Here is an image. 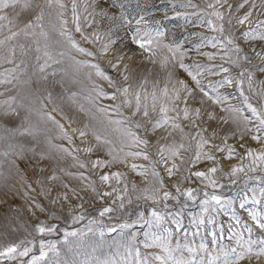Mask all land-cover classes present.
<instances>
[{
    "label": "rangeland",
    "instance_id": "374dc122",
    "mask_svg": "<svg viewBox=\"0 0 264 264\" xmlns=\"http://www.w3.org/2000/svg\"><path fill=\"white\" fill-rule=\"evenodd\" d=\"M61 2L65 6L62 9L57 5H53L51 9L45 8L43 21L45 31L48 32L49 50L56 59L61 60V63L53 64L51 68L47 69V72L50 73L55 69L57 75L55 77L49 75L46 81H41L39 84L37 77L33 76L30 84L14 81L15 87L12 84L0 85V93H3L0 100L8 96H17L19 99L26 91L35 94L33 97L35 103L31 113L26 109H19V115L5 116L0 110V135L5 136L4 140H0V153L9 151L7 156L0 155V252L12 245H19V251L25 247L32 249L25 257L19 255H16L15 259L0 257V264H27L32 256H39L41 241L46 245L45 251L48 252V256L40 264H64L65 261H68L69 264H72V261H75V264H80V261L99 256L102 252L117 251L116 242L127 243L132 234L136 235V246L140 247L142 253L162 254L158 248L144 249L139 243L144 240L143 233L149 231L148 225L143 221L131 228L124 229L123 232L118 225L132 224L138 219L140 213H144L145 220L150 219V213L156 210L163 216L162 228L170 227L174 230L172 219L174 216H178L184 227H188L190 231L194 232L196 229L190 227V221L193 217L201 216V201L207 198L204 195L205 192L221 196L222 202L229 200L232 202L225 204L226 212L217 207L215 212L210 208L208 212L202 214L205 222L209 217H212L215 225L223 227L224 242L234 243L227 240L230 224L246 239L249 234L244 232L243 225L245 224L253 229V238L264 237V231L258 229L256 222L252 221L248 215V212L253 210L264 214V196L259 192V189L264 187V163L260 161L253 163V157L247 155L249 149L254 154L264 151V129L260 132L256 131L255 125L258 122L245 108L240 91L237 90L235 81L241 79L239 73L242 69L229 63L230 59H237V54H226V49L219 46L217 48H213L211 45L198 47L201 45V37L216 36L221 39L231 37L234 45H238L243 53L253 57V65L258 64L264 67V62H261L253 51L255 49L264 54V41L245 40L242 36L244 31L252 28L264 31V26L257 27V21L264 20V0H247V3L245 0H227L223 6L215 4V0H191L192 4L197 5L196 8L179 7V3H187L188 0H76V14L80 17L78 22L81 32L76 31L77 22L73 20V0H61ZM210 3L214 4V8H208ZM39 4L44 6V0H39ZM241 4L243 7H240ZM119 5H123V8L121 9ZM201 10L206 13L220 11L224 15L222 21L224 32H213L206 26L200 25L199 17L192 13L203 15ZM38 11L39 9L22 10L21 6L17 5L15 8L10 7L3 10L0 15L7 14L10 19H13L12 30L18 31ZM101 11L106 15L101 16L99 14ZM249 11L252 13L249 22H245L243 25L238 24L237 20ZM48 12H51L52 15L48 16ZM57 12H61L63 15L57 18ZM121 12L129 18L131 24L114 29L111 38L115 39L116 43L110 46L107 54H102L100 49L109 38L106 35L109 27L118 23L109 20L108 17L119 16ZM17 13H19L18 16ZM177 13L187 14L186 18L185 15L177 16ZM140 16L144 17L147 25L141 24L139 27L159 28L164 32V36L159 38L160 46L155 49V56L143 52L131 42V33L138 27L135 24V19H139ZM211 18L215 23H221V21H216L215 17ZM229 19L231 24L228 23ZM61 20L66 23L62 24ZM62 30H67L80 47L93 52L94 55L87 56L73 49L67 38L60 35ZM94 33H99L102 39L95 40ZM8 34L7 29L0 32V39ZM83 36L90 37V40L83 39ZM31 39L28 38L27 43H31ZM17 40L20 43L26 42L23 36L18 37ZM40 41L42 45L43 38H40ZM164 45H170L172 48L179 46L180 52L175 54V59H173V52ZM225 45L226 48L233 46L228 45L227 41H225ZM33 48H35L34 44ZM60 52H64L65 55L60 57ZM118 53L126 57L119 65V71L129 76L128 81H124L118 75L117 69L109 67V61L113 60V57ZM180 53H183L182 60ZM204 53H212V58L209 59ZM32 56L34 58V52ZM20 58L19 52H17L16 61L18 62ZM74 61L99 64L102 70L113 77L118 84H130L133 90L140 88L141 81H146L141 89L142 94L144 91L151 93L155 87L159 96L160 89H163L165 85L169 89V95L173 94L174 88L180 89L181 99L175 101L179 112L176 123L180 124V128L172 129L169 125L167 129H157L155 133L149 131L147 134L143 127L133 128V131L148 139L150 144L147 148L144 146L125 148V151L143 150L148 152L150 159L128 157L124 163H110L103 168H93V161L112 160L109 149L119 150L121 134L114 131L116 126L109 125L103 114L96 112L84 97L93 87V82L109 93L114 89L108 86L107 81L97 77L94 69L81 66L77 71ZM33 62L34 59L30 61V63ZM181 63L187 66V70L180 67ZM240 63L248 66L249 70L253 72V89L256 94L249 89L246 76L240 87L248 97V102L260 110L264 107V98L259 94L264 92V82H262L264 75L259 74L255 67L247 65V62L240 61ZM196 65L206 70L200 71ZM13 66L4 63L0 65V70ZM126 66L127 70L125 71ZM221 66L228 68L229 71L220 72ZM189 71L193 73L200 71L197 76L200 81L199 86L192 80ZM89 73H91V79H89ZM31 74L32 68L29 67L25 73L20 74L21 81L27 80ZM224 77L231 78L233 83L220 86L217 82H222ZM179 81H183L184 85L192 90L190 96ZM201 88L209 95L205 96ZM49 92L53 97L52 102L45 99ZM69 92L78 93V103L73 104L68 100ZM217 96L228 98L221 103H213V100L209 99V97ZM184 97H187L186 103ZM41 100H43V104H41ZM160 102H157V109L153 112L151 97H149V114L153 119L159 115ZM162 102L172 106L167 98H164ZM116 103H119V100L100 99L97 101V106H113ZM81 104L90 111L81 112L79 110ZM54 106L58 107L63 115L60 112L52 111ZM184 107L189 109V119H183L182 109ZM229 107L240 108L249 117V120L246 122L243 119H238L239 114L225 110ZM197 109L200 113L199 117L194 115ZM41 111L50 113L56 121L64 126L65 130L73 137L71 143L63 138L60 130L52 122L41 118ZM122 111L125 116L129 115L128 108H122ZM93 114H95V119H93ZM109 115L114 119L118 118L111 112ZM24 116H28L29 122L37 130L35 139L30 136H10L6 131V129L19 127ZM168 116L175 118L177 112H169ZM133 119H139L143 125L146 124L148 118L137 116ZM70 121L72 122L70 123ZM85 124L88 125L87 129H84ZM81 129L88 133L86 137L79 136ZM93 132L107 136L113 143H97ZM198 133L200 134L198 135ZM254 135H259L260 140H253L251 137ZM201 136L209 143L205 144L200 151L212 155L215 159L201 158L196 163H192L198 151L197 142ZM193 137L195 138L193 139ZM8 143L24 145L22 155H16L21 151L19 147L9 150ZM181 144L184 145L183 148H179ZM161 145L165 148L169 146L179 148L178 155L169 159L167 164L160 163L161 158L156 154ZM57 146L69 148L71 155L61 152ZM229 147L235 151L230 158H226ZM85 148H91L92 151L85 152ZM217 148H223L224 151H217ZM73 149L75 150L73 151ZM41 154L44 159H41ZM167 155L166 152L165 158ZM81 163L85 167L81 168ZM132 164L137 165L136 171L132 170ZM173 164L176 165V168L169 176L164 169ZM233 166L241 167L243 171L233 176L231 174ZM153 167L159 173V177H154L151 174ZM211 167L217 168L211 177L217 183L215 188L208 186L206 180L192 175L196 171L207 172ZM252 168L256 170L252 171ZM144 170H147L146 175L138 174ZM111 172L122 174L120 182L111 180L108 184L102 183L99 177ZM53 177L55 178L53 179ZM160 181H163V187L160 186ZM125 188H127L126 192ZM145 188L149 189V195L153 189H159L158 195L161 199L157 201L146 199V194L143 191ZM113 189L116 191L113 192ZM186 190H192L195 198L188 199L184 196L183 193ZM165 191L170 193L167 200L162 199ZM104 192H112V195L103 196ZM254 195L260 200L259 204L252 203ZM117 196L120 199H117ZM245 197H247V203L244 208H241L240 203ZM121 203H123V207H120ZM104 207H110L113 211L100 216ZM232 213L239 217V225L232 219ZM73 217L82 218L73 219ZM93 221L95 223H92ZM53 226L55 228L50 233L37 231L38 227ZM90 227L93 232L88 231ZM113 227L117 229L115 232L107 231ZM206 228L215 230L207 223ZM101 230L104 231L103 237L99 235ZM152 231H156V229H152ZM66 232H77L84 235L69 236L66 239ZM175 239L174 236L173 243H175ZM188 239L192 240V237H188ZM207 239L210 242L211 237ZM180 242L184 243L182 236ZM195 242L199 243L198 237ZM49 244L56 245L58 256L48 249L47 245ZM94 247L98 249L96 253H93ZM118 250L121 254L124 253L123 248ZM209 251H211L210 243ZM212 254L216 255L217 253L212 252ZM183 255L188 257L187 252H184ZM92 264H94V260ZM151 264H158V262L153 260ZM238 264H264V256L257 257L253 254L250 257H245Z\"/></svg>",
    "mask_w": 264,
    "mask_h": 264
},
{
    "label": "snow or ice",
    "instance_id": "6c2138e0",
    "mask_svg": "<svg viewBox=\"0 0 264 264\" xmlns=\"http://www.w3.org/2000/svg\"><path fill=\"white\" fill-rule=\"evenodd\" d=\"M227 0H215V4H219L223 6L224 3H226ZM245 3H247V0H245ZM17 5L21 6L22 10H35L39 9L38 12L33 16L32 19L28 20L27 23L24 24L22 28H20L18 31H13L12 27L14 26L13 19H10L7 14L0 15V32H3L5 29L9 32L7 36H5L3 39H0V65L7 63L10 65H14L13 67L4 68L3 70H0V85L4 84H12L15 87L14 81L16 83H23V84H30L32 82V77H37V83L39 84L41 81H46L48 79V76L55 77L57 75V70L53 69L52 72H47V69L51 68L53 64H59L61 63V60L56 59L51 51L49 50V37L48 32L45 31L44 28V18H45V8L51 9L53 8V5H57L59 8H64V4L61 2V0H44V6H41L39 4V0H0V12H3V10L8 8H15ZM119 7L122 9L123 5H119ZM179 7L181 8H196L197 5L192 4L191 0H188L187 3H179ZM240 7H243V4L240 5ZM255 7V5H253ZM76 0H73L72 3V13H73V20L76 23V31L81 32V28L79 25V19L80 17L76 14ZM208 8H214V4H208ZM229 8H231V5H229ZM204 14L201 15L200 13H192V15H197L199 17V23L200 25L206 26L211 31H219L221 33L224 32V24L222 21L224 20V15L220 11H212L211 13H206L204 10H201ZM48 16H51L52 13L48 12ZM101 16L106 15L102 11L99 13ZM17 16L19 13L16 14ZM57 18L61 17L63 13L57 12L56 13ZM186 15L182 13H177V16ZM252 13L251 11L246 12L243 17L239 18L237 20L238 24L243 25L245 22H249V18L251 17ZM211 17H215L216 21H221V23L217 24L213 21ZM109 20L116 21L118 23H115L113 26L109 27L108 33V40L102 45L100 51L102 54H107L110 50V46L114 45L116 43L115 39L111 38V33L114 31L115 28L127 26L131 24V21L129 18L121 12L119 16H109ZM61 23H66V21L61 20ZM228 23L231 24V20H228ZM135 24L138 26L135 28V30L131 33V42L135 45H137L143 52L151 53L152 56H155L156 52L155 49L160 46V37L164 36V32L161 31L159 28L152 29L149 27L141 28L139 25L144 24L147 25V21L144 19L143 16H140L139 19H135ZM264 26V20L257 21V27ZM38 30V31H37ZM60 35L67 38L68 43L71 45L73 49H75L77 52L82 53L87 56H93L94 53L87 51L85 48L80 47L76 41L72 38L71 34L67 32V30L60 31ZM95 37V40H101L102 37L99 33L93 34ZM23 36L25 38V43H20L17 38ZM242 36L245 40H251V41H264V31H258L257 28H252L250 30H246L242 33ZM28 38L31 39V43H27ZM40 38H43L44 43L41 45ZM83 39L90 40V37L83 36ZM225 41H227L228 45H233L231 48H226ZM94 42V41H92ZM33 44L35 45V48H33ZM211 45L213 48H217L218 46L222 49H226V54L228 53H236L237 59L235 60H229V63L232 65L241 68L239 75L241 79H237L235 81L237 85V90L240 91V96L243 98V103L245 108L248 110V112L251 113V117L255 119L258 123H256L255 128L257 132H260L262 129H264V107H262L260 110L257 109V107H254L251 103L248 102V97L244 94L242 88L240 87L244 83V77L246 76L248 87L250 90H252L255 93V89H253V72L249 70L248 66L242 65L240 61L247 62V65H250L252 67H255L257 72L261 75H264V67L260 65H253L252 60L253 57L247 53H243L242 49L238 45L233 44V40L231 37H224L223 39L218 38L216 36L212 37H201V45L200 46H206ZM164 47L169 48L170 51L173 52V59L176 58V53L180 52L179 46L176 48H172L170 45H164ZM254 54L256 57H259L261 62H264V54H262L260 51H256L253 49ZM17 52H19V56L21 57L19 61H16ZM35 53V56L33 58L32 53ZM6 53V54H5ZM65 55L64 52H60L59 56L63 57ZM204 55H207L209 59L212 58V53H204ZM181 60L183 59V53H180ZM33 63H30V61H33ZM126 59L125 56L120 55L119 53L113 57V60L109 61V67L113 69L118 70V75L123 78L124 81L129 80V76L125 75L124 72L119 71V65ZM130 59V58H129ZM154 62V61H153ZM166 62V61H165ZM74 64L77 66L76 70L79 71V67H88L90 69H94L95 75L99 78H101L104 81H107L108 86L113 88L114 91L109 93L105 91L103 88L99 87L93 82V87L89 91L88 95L84 97L85 100H87L94 108L95 111L98 113L103 114V116L107 119V122L109 125L116 126L113 130L120 132V147L119 150L116 148L109 149V155L112 157L111 161H105V160H96L92 162L93 168H103L107 164L110 163H124L125 160L128 157L132 158H143L144 160H149V154L146 151H125V148L132 149V148H138L140 146H144L147 148L150 144V141L146 139L144 136L139 135L136 131H133V128L140 129L143 127L145 134H147L149 131L155 133L157 129H167V127L170 125L172 129L180 128V124L176 123V119L179 118V112L177 111V107L175 106V101L180 100V89H173V94L169 95V89L167 85L163 89H160L159 96L157 95V91L155 87L153 88L151 93H148L147 91H144L143 94L141 92V89L143 88V84L146 81H141L140 88H137L133 90L132 85L130 84H124L120 85L118 84L113 77L106 74L105 71L102 70L99 64L96 63H89L87 61H74ZM23 66V67H22ZM31 67L32 68V74L28 77L27 80L21 81L20 74L25 73L26 70ZM181 68H185L187 70V66L183 63L180 65ZM197 69L200 71H204L206 69H201L199 65H196ZM127 70V66L125 67V71ZM200 71L193 73L189 71V75L192 77V80L195 81L197 86L200 85V81L197 79V76L200 74ZM220 72H228V68L220 67ZM218 74V73H217ZM89 79H91V73H89ZM264 82V81H262ZM181 86L186 89L188 96L192 94V90L187 88V85H184L183 81H179ZM220 84V86H223L224 84H232L233 80L229 77H224L222 82H217ZM201 91L205 96H208V92L205 91L203 88H201ZM20 90L18 89V93ZM262 98H264V92L259 93ZM3 93H0V96H2ZM34 93L30 91H26L24 95H21L18 99L17 96H8L5 99L0 100V110H2V114L5 116L9 115H19L18 110L19 109H26L27 112L31 113L33 111V104L35 103V100L33 99ZM77 95L76 92H69L68 93V100L71 101L73 104L78 103L77 101ZM149 97H151V107L152 111L155 112L157 109V102H160L159 106V115L157 118L153 119L150 117L149 114ZM164 98H167V100L172 104V106H169V103L162 102ZM228 97L226 96H217L215 98L209 97V99L213 100V103H221L224 100H226ZM49 102L53 101V97L51 92L47 94L45 97ZM61 99H63V96H61ZM100 99H110L113 101L119 100V103L114 104L113 106H97V101ZM185 103L187 100V97H184ZM41 104H43V100L40 101ZM122 108H128L129 109V115L125 116ZM79 110L81 112L90 111L86 110L81 104L79 106ZM226 111H230L233 113L239 114L237 117L238 119H243L244 121H248L249 117L245 115L242 110L238 107L233 108L229 107L225 109ZM52 111L54 112H60L61 115H63L62 111L54 106ZM115 114L118 118H112V116L109 115V113ZM169 112H177V117H169ZM183 112V119H189V109L187 107H184L182 109ZM41 118L45 119L47 121L52 122L62 133L63 138L67 139L69 143L72 142L73 137L68 133V131L65 130L64 126L60 124L58 121L54 119V117L47 112H40ZM196 117H199L200 113L197 109L194 113ZM141 117V118H148L146 124H141L139 119L134 120L135 117ZM95 114H93V119H95ZM72 121H70L71 123ZM226 122V121H225ZM27 125V126H24ZM88 125H84V129H87ZM7 132H9L10 136H30L33 139L36 138V129L35 127L29 122L28 116L23 117L22 124L14 129H6ZM73 131H76L73 129ZM182 131V129H181ZM248 131H251V129H248ZM87 132L83 129L79 131L80 137H86ZM200 133H198L199 135ZM93 136L97 143H103V144H112L113 141L108 139L107 136H101L100 134H97L96 132H93ZM195 137H193L194 139ZM253 140L259 141L260 136L254 135L251 137ZM5 136L0 135V140H4ZM50 143V142H49ZM209 141L203 139L201 136V139L197 142V148L198 151L196 153L195 159L192 160V163H196L201 158L207 159V160H214L215 157L208 153H204L200 151V149L203 148L205 144H208ZM9 150H14L15 148L19 147L21 149L20 152H17L16 155H22L24 145H16L13 143H8L7 145ZM59 147V146H57ZM184 145H179V148H183ZM179 148L169 146L165 148V146L161 145L158 148L157 155L160 156V163L167 164V161L171 159L172 157H176L179 152ZM32 151L33 149H29ZM59 150L61 152L68 153L71 155V151L69 148L65 147H59ZM75 149H73L74 151ZM85 152H91V148H85ZM217 151H224L223 148H217ZM235 150L231 147L228 148V157L230 158ZM167 152V158H165V153ZM0 155L7 156L9 155V151H4L0 153ZM247 155L249 157H253V163L256 161H260L264 163V151H261L259 154H254L252 150H248ZM41 159H44V156L41 154ZM75 159V157H74ZM80 167L83 168L85 165L83 163L80 164ZM131 168L133 171L137 170V165L132 164ZM176 168V165L173 164L171 167H166L164 170L168 173L169 176L173 174V169ZM252 171H255V168L251 169ZM217 171V168L211 167L207 170V172L203 171H196L192 173L197 178H202L203 180H206L208 182V186L215 188L217 187V183L214 179H212V174H214ZM243 171V168L233 166L231 169V174L234 176L236 173ZM139 175H146L147 170L138 172ZM151 174L154 177H159V173L156 171V169L153 167L151 169ZM55 177H53L54 179ZM122 178V174L120 172H111L110 174L105 173L99 177L100 181L104 184H108L111 180H115L117 183L120 182ZM160 186L163 187V181H160ZM95 191V189H93ZM116 189H113V192H115ZM124 191H127V188L124 189ZM146 199H150L153 201H157L161 199V197L158 195L159 189H153L152 193L149 195V189L145 188L143 189ZM177 191L179 192V188L177 187ZM253 191H255L253 189ZM259 192L262 196H264V187H261L259 189ZM112 192H104L103 196H111ZM184 196H186L188 199H194L195 197L192 194V190H186L183 193ZM206 199L201 201V208L202 213L200 217H193L190 221V227L195 228L196 231H190L188 227H184L182 220L178 216H174L172 219V224L175 226L174 230L170 227H161V223L163 221V216L161 213L157 212L156 210H153L150 213V219L145 220L144 219V213H140L137 220L133 221L132 224L124 223L118 225L121 232H123L124 229L131 228L135 224L141 223L143 221L145 224L148 225L149 231H145L143 233L144 240L139 242L144 249H151V248H158L162 254H157L153 252H144L142 253L140 250V247H137V240L136 235L132 234L127 243H121L120 241L116 242V248L117 251L109 253V252H102L99 256H93L89 259H85L83 261H80V264H92V261L94 260V264H151V261H157L158 264H238L239 261L244 259L245 257H250L253 254L257 257L264 256V237L260 238H253L252 233L253 229L251 227H248L246 224L243 225L244 232H247L249 234L248 238H244L243 234L238 231L236 228H234L231 224L228 226V235L227 240L233 241V244H229L224 242L225 236L223 235V227L220 225L214 224V219L212 217H209L207 219V222L202 218V214L204 212H208L209 209L213 212L217 211V207L220 209H223L225 212L227 211V208L225 207V204H231L232 202L226 201L222 202V197L215 194H209L207 192L204 193ZM170 196V193L165 191L163 193L162 199L167 200ZM117 199H120L119 196H117ZM245 203H247V197H245L241 203L240 207L244 208ZM252 203L253 204H259L260 200L256 198L254 195L252 197ZM120 207H123V203H121ZM113 209L110 207H104L103 210L100 212V216H104L107 213L112 212ZM248 215L251 217L252 221L256 222V227L262 231H264V214L257 211H249ZM82 217H73V219H81ZM232 219L236 221V224H240L239 217L235 215V213H232ZM92 223H95L93 221ZM206 223L208 226H213L215 230H208L206 228ZM55 226L53 227H38L37 231L39 233H45V232H52L54 230ZM152 229H156V231H152ZM117 229L115 227L107 229L108 232H115ZM89 232H93V229L90 227L88 229ZM217 233H220V235H217ZM95 234V233H94ZM77 235H84L83 233H77V232H66L65 238L72 236L75 237ZM100 237L104 236V231L101 230L99 232ZM176 237L175 243H173V238ZM183 237L184 243L180 242V237ZM188 237H192V240H189ZM199 238V243L197 244L195 242L196 238ZM208 237H211L210 242L208 241ZM209 243L211 245V251H209ZM46 245L43 241L40 242V252L39 256H32L31 259L27 262V264H40L41 261H44L46 257L48 256V252L45 251ZM48 249L53 252L55 255H59L58 251L56 250L55 244H49L47 245ZM119 248L124 249V253L121 254L119 252ZM32 251L30 247H25L22 251H19V245H12L7 248H5L2 252H0V257H7L9 259H15L16 255H19L20 257L28 256V254ZM71 251V249H70ZM98 249L96 247L93 248V253H96ZM187 252L188 257H184L183 253ZM212 252H216V255H213ZM79 255V253H77ZM119 257V259H117ZM64 264H69L68 261H65ZM72 264H75V261H72Z\"/></svg>",
    "mask_w": 264,
    "mask_h": 264
}]
</instances>
